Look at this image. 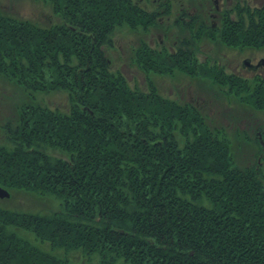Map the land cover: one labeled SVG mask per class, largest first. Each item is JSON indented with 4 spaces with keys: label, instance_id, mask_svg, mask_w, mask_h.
I'll list each match as a JSON object with an SVG mask.
<instances>
[{
    "label": "trees",
    "instance_id": "16d2710c",
    "mask_svg": "<svg viewBox=\"0 0 264 264\" xmlns=\"http://www.w3.org/2000/svg\"><path fill=\"white\" fill-rule=\"evenodd\" d=\"M36 1L60 21L0 11V76L23 93L0 119V186L56 199L59 210L0 207V264H264V125L233 133L249 149L239 164L226 126L197 102L163 96L154 76L184 75L262 113L264 78L198 60L214 35L178 15L194 0ZM248 21L243 44L258 46V15ZM166 26L189 33L177 38L186 50L170 51L167 36L141 39L132 61L148 89L132 87L112 69L116 30ZM56 92L67 111L38 99Z\"/></svg>",
    "mask_w": 264,
    "mask_h": 264
},
{
    "label": "rangeland",
    "instance_id": "374dc122",
    "mask_svg": "<svg viewBox=\"0 0 264 264\" xmlns=\"http://www.w3.org/2000/svg\"><path fill=\"white\" fill-rule=\"evenodd\" d=\"M256 2V0H254ZM189 4V3H187ZM255 4V3H254ZM0 11L13 15L19 19L29 20L39 25L47 26L53 23L59 22V18L54 17L52 9L49 5H45L43 2L36 0H0ZM167 18V17H166ZM165 18V19H166ZM170 20L168 23L175 20L174 15L168 17ZM168 28L166 26L162 29H152L150 34L131 32L127 29L116 30L114 35L115 48L110 51V56L113 58L112 69L120 70L121 73L126 77L128 82L132 87H138L142 91H146L147 88V77L146 74L139 69L132 61V49L134 46L138 45L141 39L147 40L151 45L156 46L158 40H163L164 29ZM172 37L164 41L165 45H173L174 41L180 36L187 35L188 32L176 34L178 30L171 28ZM220 35L216 38L219 42L224 43L225 40L220 39ZM182 38V37H181ZM165 39V38H164ZM264 38L262 37L261 40ZM204 40L202 42H206ZM260 40H258L259 44ZM264 47V46H263ZM209 49V44L204 45V51ZM220 54V50L217 49ZM225 51H228L227 49ZM231 54L222 55V64L226 65V62L232 65V68L237 67L240 72L241 77H249L255 75H264V67L260 68L258 72L250 70L248 68H243L241 64H238L245 55L256 56L261 53L264 55V51L257 53L255 50L249 49L247 52L242 51H231ZM211 56L216 54V49L213 51H207ZM226 54V53H224ZM198 60L204 61L206 54L203 51L197 52ZM212 58L210 57V60ZM210 62V61H209ZM225 75V70L220 69V72ZM227 73L231 70L227 69ZM257 73V74H255ZM154 81L159 88L160 93L173 100H179L180 102H185L192 100L198 103V107L201 108L204 113L208 116L209 120L213 123L218 124V126H226L228 132L232 133L233 136V146L236 156V162L243 164L244 158H249L245 156V153L249 150L243 141H239L234 137L233 133L238 129L241 131L243 128L248 129L249 133H254V129L259 125H264V113L256 112L249 109H245L238 105L236 101L227 103L218 99V96L211 90L205 83H198L197 81H191L188 77L184 75H178L177 78H170L168 76H154ZM216 90V89H215ZM23 97V93L20 88L14 83L4 79L0 76V119L3 121L7 120L9 117L15 115V103L19 102ZM66 94L64 92L51 93L49 95H38V99H44L45 102L51 106V108H59L61 110L67 111V100ZM254 127V129H252ZM250 130V131H249ZM253 135V134H252ZM3 133L0 130V142L3 141ZM248 161V160H246ZM1 187V186H0ZM3 188V187H2ZM5 189V188H4ZM8 191V190H7ZM9 192V191H8ZM10 197L0 198V207L10 210H20V211H33L42 213L44 215H51L53 211L59 210V201L51 197H37L35 195L26 192H9ZM78 256V255H77Z\"/></svg>",
    "mask_w": 264,
    "mask_h": 264
},
{
    "label": "flooded vegetation",
    "instance_id": "af4514ba",
    "mask_svg": "<svg viewBox=\"0 0 264 264\" xmlns=\"http://www.w3.org/2000/svg\"><path fill=\"white\" fill-rule=\"evenodd\" d=\"M255 3V4H254ZM184 6L181 7V11L178 15L182 20H189L190 16H194L198 25H210L212 27V34L214 35L213 41H206L200 43V51L202 50L206 54L204 61L214 64L217 62V65L220 69L225 70V75H241L238 71V68H232L230 63L226 62V65L222 64V55L231 54V51H242L247 52V50L252 49L255 52L260 53L264 51V43L261 38L264 35V0H194L193 4L184 3ZM184 13V14H183ZM257 14L259 22H256L252 26L257 27L258 31L256 35H261L262 37L258 40V46H248V44H243L242 34H247L251 24L248 21L249 14ZM255 17H253L254 19ZM172 29H164V32L161 36H167V39L172 37ZM226 38V42L221 43L216 38L217 36ZM264 38V37H263ZM184 40H176L173 45H166V47L172 51L177 52L178 50L185 51L186 48L183 47L182 43ZM256 43V42H255ZM209 44V49L204 51V45ZM213 48L216 49V54L211 56V54L206 53L207 51H213ZM217 49L220 50V54ZM228 51H225V50ZM199 52V51H198ZM226 53V54H224ZM198 57V55H196ZM210 57L212 58L210 60ZM238 64H241L243 68L252 69L256 72L260 68L264 67V55L263 53L256 56L245 55ZM260 67V68H259ZM227 69L231 72L227 73ZM264 70V69H263ZM223 72V71H222ZM257 74V73H255ZM241 77V76H239ZM252 77H261L264 78V75H255ZM251 77V78H252ZM249 78V77H242Z\"/></svg>",
    "mask_w": 264,
    "mask_h": 264
},
{
    "label": "water",
    "instance_id": "95a60500",
    "mask_svg": "<svg viewBox=\"0 0 264 264\" xmlns=\"http://www.w3.org/2000/svg\"><path fill=\"white\" fill-rule=\"evenodd\" d=\"M5 197L6 198L10 197V193L6 189L0 187V198H5Z\"/></svg>",
    "mask_w": 264,
    "mask_h": 264
}]
</instances>
